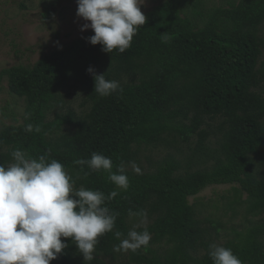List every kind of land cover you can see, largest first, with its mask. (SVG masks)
I'll use <instances>...</instances> for the list:
<instances>
[{
	"label": "trees",
	"instance_id": "trees-1",
	"mask_svg": "<svg viewBox=\"0 0 264 264\" xmlns=\"http://www.w3.org/2000/svg\"><path fill=\"white\" fill-rule=\"evenodd\" d=\"M210 1L157 6L123 53L90 44L92 31L32 68L0 72V84L7 81L9 92L26 104L23 122L0 132V165L12 163L17 148L32 158L50 150L49 159L74 178L79 174L77 189L106 197L118 192L105 201L117 216L113 232L99 238L94 259L84 261L71 238L62 237L68 247L50 264H213L209 245L222 225L201 220L190 203L211 186L232 187L230 206H246L249 224L223 246L242 264H264V219L252 220L264 216V0ZM89 68L119 88L99 96ZM66 85L83 97L82 111L62 95ZM144 147L168 152L149 160L152 170L137 172L133 165ZM93 153L111 158L113 172L123 165L126 190L108 173L74 164ZM129 210L146 216H130ZM134 228L151 234L148 246L114 252L120 243L114 233L124 239Z\"/></svg>",
	"mask_w": 264,
	"mask_h": 264
},
{
	"label": "clouds",
	"instance_id": "clouds-1",
	"mask_svg": "<svg viewBox=\"0 0 264 264\" xmlns=\"http://www.w3.org/2000/svg\"><path fill=\"white\" fill-rule=\"evenodd\" d=\"M144 3V2H143ZM141 0H77V16L85 23L81 31L93 30L86 39L92 45H101L102 51L125 52L130 48L134 35L146 23L141 11ZM167 42V36L162 35ZM94 75L95 93L107 97L119 88L116 81H109L105 74ZM32 132L33 126L27 125ZM40 131L39 127L35 128ZM49 154L32 158L22 149L11 152L13 162L0 165V264H50L68 247L63 238H71L84 261L94 259L99 238L113 232L116 213L105 206L106 200L118 195L113 190L106 197L99 190L75 187L79 174L74 178L61 162L49 159ZM74 164L84 166L90 172L108 173V180L117 188L129 186L125 169L121 165L113 172L111 158L93 153L90 159H79ZM135 171L140 169L134 165ZM86 175L88 173H85ZM78 198V199H77ZM130 216H146L144 212H132ZM113 247L114 252H135L147 247L151 234L135 228ZM213 264H242L231 248L209 245Z\"/></svg>",
	"mask_w": 264,
	"mask_h": 264
},
{
	"label": "rangeland",
	"instance_id": "rangeland-1",
	"mask_svg": "<svg viewBox=\"0 0 264 264\" xmlns=\"http://www.w3.org/2000/svg\"><path fill=\"white\" fill-rule=\"evenodd\" d=\"M168 0H141V11L147 15ZM224 0H211L209 6L226 5ZM77 0H0V72L15 66L34 67L38 61L69 46L93 30L81 31L85 21L77 16ZM51 13V16H47ZM264 38V28L262 31ZM264 61V54L262 57ZM70 107L82 111L83 97L71 85L61 91ZM26 104L11 94L8 82L0 84V132L10 125L23 122ZM183 157L188 155L187 146ZM168 151L162 147H144L139 155L140 171H150V161L165 158ZM133 165V169L135 170ZM230 186H211L197 198L190 199L201 220L209 218L222 226L219 235L214 232V243L223 246L234 238V232L249 224L244 217L246 206H230L234 192ZM247 200V195L243 197ZM264 216L252 219L260 222ZM142 222L139 226H144ZM139 226L136 225V228ZM146 226V224H145ZM233 230V231H232Z\"/></svg>",
	"mask_w": 264,
	"mask_h": 264
}]
</instances>
